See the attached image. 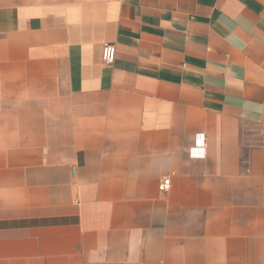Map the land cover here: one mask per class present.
<instances>
[{
  "label": "crops",
  "instance_id": "1",
  "mask_svg": "<svg viewBox=\"0 0 264 264\" xmlns=\"http://www.w3.org/2000/svg\"><path fill=\"white\" fill-rule=\"evenodd\" d=\"M0 264H264V0H0Z\"/></svg>",
  "mask_w": 264,
  "mask_h": 264
},
{
  "label": "built area",
  "instance_id": "2",
  "mask_svg": "<svg viewBox=\"0 0 264 264\" xmlns=\"http://www.w3.org/2000/svg\"><path fill=\"white\" fill-rule=\"evenodd\" d=\"M103 60L106 64H112L116 58V46L110 43H105L103 46ZM194 149L205 150V134H197L196 143ZM201 156H204L202 153ZM171 188V178L170 176H166L162 178L159 184V189L162 192H167Z\"/></svg>",
  "mask_w": 264,
  "mask_h": 264
}]
</instances>
